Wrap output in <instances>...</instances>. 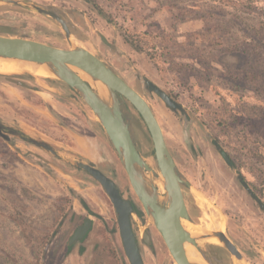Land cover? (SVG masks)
I'll return each mask as SVG.
<instances>
[{"label":"rangeland","instance_id":"1","mask_svg":"<svg viewBox=\"0 0 264 264\" xmlns=\"http://www.w3.org/2000/svg\"><path fill=\"white\" fill-rule=\"evenodd\" d=\"M24 1L61 17L79 46L99 57L146 100L179 177L189 185H183L182 192L187 209L194 211L190 223L199 234L215 228L224 231L246 264H264V212L238 182L243 179L264 204V183L250 161L251 140L243 131L244 125L254 126L255 131L259 123L264 77L245 83L248 89L244 90L221 73L206 71V66L222 70L207 56L227 70L243 67L249 58L253 70L264 75V2L252 11H236L224 0ZM204 12L218 14L207 22L210 30L205 38L194 35L205 29L206 22L200 19L207 16ZM0 25L13 28V37L68 49L60 26L36 11L0 5ZM256 31L258 36L252 38ZM213 33L223 38V47L214 46ZM251 38L261 40L262 51L253 48ZM223 49L245 54L222 55ZM228 75L232 76L231 71ZM26 76L32 79L24 83L25 88L0 80V121L48 141L61 152L55 159L16 138L9 143L0 138V264H129L108 197L93 178L75 168L76 162H84L101 171L98 149L108 161L101 172L134 204L135 234L140 238L145 231L154 234L150 248L140 240L143 263L175 264L88 106L70 88L67 98L75 102L51 95L56 91L43 80L58 81ZM145 80L185 113L170 110L147 90ZM120 110L137 150L158 173L145 124L128 102ZM89 123L98 124L99 135ZM84 137L89 144L76 145ZM86 219L92 222L89 234L67 251L75 226ZM205 245L211 244L198 242L197 246ZM221 252L223 264H230L228 255Z\"/></svg>","mask_w":264,"mask_h":264},{"label":"water","instance_id":"2","mask_svg":"<svg viewBox=\"0 0 264 264\" xmlns=\"http://www.w3.org/2000/svg\"><path fill=\"white\" fill-rule=\"evenodd\" d=\"M0 5L21 7L36 11L55 21L61 28L68 49L53 47L41 42L13 37L10 27L0 26V59L17 60L50 65L53 76L42 78L58 81L70 88L91 110L95 121L101 126L108 138L116 156L124 169L129 184L139 200L146 216L160 234L169 255L175 264H190L186 257L184 245L193 246L205 264H209L202 257L198 248L199 243H208L220 247L227 255L230 264H246L241 253L226 236L224 231L207 230L199 235H191L183 226L182 221L190 222L183 192L180 185L189 187L175 170L174 161L170 155L162 130L146 100L128 86L123 79L113 72L99 57L84 47L79 46L64 20L50 10L43 9L24 0H0ZM74 68L88 75L95 81H100L108 87L111 103L102 102L90 85L71 70ZM30 75L29 73H24ZM0 76H7L0 74ZM32 76V75H30ZM34 77V76H33ZM147 90L155 94L173 112L185 113V110L165 92L149 81H144ZM120 101L128 102L137 112L149 133L152 141L154 158L159 168V175L152 169L137 150L129 127L122 117ZM0 138L9 143L12 138L33 146L58 159L61 150L38 136L30 137L24 130L10 126L0 121ZM217 148V144H214ZM223 159L229 164V159L223 154ZM75 168L88 173L104 190L109 198L117 218V226L125 256L129 264H144L138 250L136 239L131 226L133 205L123 198L116 184L99 171L92 163L76 162ZM164 184L163 197L168 203L161 204L157 198V188L154 181ZM240 181H242L239 178ZM249 196L264 211L262 202L242 182ZM90 227V221H85L75 233L71 241L82 239ZM203 231V230H202ZM208 237L218 239L214 244L207 241ZM142 240L150 244L147 232L142 234Z\"/></svg>","mask_w":264,"mask_h":264},{"label":"trees","instance_id":"3","mask_svg":"<svg viewBox=\"0 0 264 264\" xmlns=\"http://www.w3.org/2000/svg\"><path fill=\"white\" fill-rule=\"evenodd\" d=\"M224 3H227L228 5H231V7L236 10V11H252L255 9V6L260 3V2H264V0H224ZM225 4V5H227ZM205 15L207 16H201L200 19H202L204 22H206L205 24V29L203 31H201L200 33H196L194 34L196 35H200L201 37H206L210 27H208V23L209 19H211L212 17H216L218 16V14L212 13V12H204ZM263 18H264V14H263ZM213 37V44L214 46L217 44V48L218 47H223L224 42H223V38L219 37L216 33H213L212 35H210ZM258 36V32L256 31L254 35H252V38H256ZM251 38V39H252ZM253 48H258L259 50L262 51V44H261V40L260 39H256L253 40ZM138 46L140 47L141 45H139L141 42H137ZM140 49H142L140 47ZM222 55H228V54H239L241 56L244 57L245 52L244 51H239V50H229V49H223L222 51H219ZM206 59L208 61H210L211 63H213L214 65H218L219 67H222L221 71H219L216 68H213L212 66H206V71L210 70L213 71L217 74L221 73L222 76L224 78H229L232 82H241V86L237 83H235V85H237V87L239 89H248V86L245 85V83H250L253 82L257 79H259L260 77H264V75H262L260 72H255L253 69V66L250 65V60L249 58H247V62L246 64L241 67V68H231L230 70L227 69H223L225 66H223L220 62H217V60L214 57L211 56H207ZM200 64L201 67H204L205 69V64H201V62H198ZM174 67H176L174 65ZM232 73V76H229L228 74ZM251 90V87H250ZM254 94L257 95L258 93V89H254L253 91ZM259 120V123H257V126L255 128V131H253L254 126H251L250 129H248L245 125H244V135L247 138H250L251 140V148H248L247 152H248V156L250 158V161L253 164V168L256 169V172L258 174H260V180L262 183H264V101L260 102V105L258 107V115L257 117ZM258 125H260L258 127ZM246 147V146H245ZM25 264H35V263H29L26 262Z\"/></svg>","mask_w":264,"mask_h":264},{"label":"flooded vegetation","instance_id":"4","mask_svg":"<svg viewBox=\"0 0 264 264\" xmlns=\"http://www.w3.org/2000/svg\"><path fill=\"white\" fill-rule=\"evenodd\" d=\"M54 13V12H53ZM56 14V13H55ZM0 26H5V25H0ZM5 27H9V26H5ZM68 27V26H67ZM10 29H11V31L13 32V28H11L10 27ZM69 29V28H68ZM71 32V31H70ZM106 64V63H105ZM107 65V64H106ZM108 66V65H107ZM109 67V66H108ZM110 68V67H109ZM111 69V68H110ZM114 72V71H113ZM115 73V72H114ZM116 74V73H115ZM7 77H9V78H6V77H2V78H0V80L1 81H5V82H7V83H11V84H14L15 86H17V87H19V88H25L26 87V85H24V83H27V82H29V80H31L32 78L31 77H29V76H26V75H14V76H7ZM13 79V80H11V79ZM121 78V77H120ZM122 79V78H121ZM124 81V80H123ZM43 82L44 83H46L47 84V86H48V88H53V90H55L56 92L55 93H57V94H55V93H51V92H49L51 95H53V96H55L58 100H60V101H64V102H69V101H74V100H72V99H70V98H67L68 96H69V90H68V87L66 86V85H64L63 83H59V82H54V83H52V82H49V81H46V80H43ZM125 82V81H124ZM126 83V82H125ZM127 84V83H126ZM128 85V84H127ZM129 86V85H128ZM75 102V101H74ZM124 102L125 101H120V105H122V104H124ZM75 104V103H74ZM75 105H77V104H75ZM121 113H122V111H121ZM123 117V116H122ZM89 128H91L92 130H94L95 131V133L96 134H100L99 133V127H98V124H96V123H89V125H87ZM130 131V130H129ZM88 139V138H87ZM214 147H215V145H214ZM215 149L217 150V152H219V150H218V147L216 148L215 147ZM98 151H99V157L97 158L98 160L96 161L97 162V164H98V166H99V168L101 169V171H103V170H106L107 169V167H108V161H106V159L103 157V154H102V152H101V150L100 149H98ZM221 155H223L222 153H221ZM226 156V155H225ZM223 157V156H222ZM227 157V156H226ZM228 158V157H227ZM229 159V158H228ZM94 165V164H93ZM174 165H175V163H174ZM175 170H176V167H175ZM84 172V171H83ZM177 172V171H176ZM84 173H86V172H84ZM86 174H88V173H86ZM89 175V174H88ZM90 176V175H89ZM91 177V176H90ZM92 178V177H91ZM242 181H238L239 182V184H240V186H241V188L246 192V190H245V188L242 186V182H245L243 179H241ZM97 182V181H96ZM98 183V182H97ZM99 184V183H98ZM245 184L247 185V187L249 188V186H248V184L245 182ZM117 186V185H116ZM180 187H181V189L183 190V185H180ZM119 189V188H118ZM250 189V188H249ZM104 191V190H103ZM119 191H120V194L123 196V193H122V190L121 189H119ZM250 191L257 197V195L250 189ZM105 193V192H104ZM247 193V192H246ZM183 194V199H184V202H185V205L187 204V201H186V197L184 196V193H182ZM247 195L249 196V194L247 193ZM107 196V195H106ZM250 197V196H249ZM123 198H124V196H123ZM251 198V197H250ZM258 198V197H257ZM109 199V198H108ZM124 199H126V200H129L130 202H131V204L133 205V208H134V204H133V202H132V200L131 199H127V198H124ZM252 199V198H251ZM259 200H260V198H258ZM253 200V199H252ZM110 201V200H109ZM254 201V200H253ZM261 201V200H260ZM255 202V201H254ZM262 202V201H261ZM111 203V202H110ZM256 203V202H255ZM263 204V203H262ZM112 205V204H111ZM256 205L258 206V204L256 203ZM188 206H190L189 204H188ZM263 206H264V204H263ZM112 208H113V206H112ZM258 208L260 209V210H262L259 206H258ZM186 209H187V207H186ZM113 210H114V208H113ZM263 211V210H262ZM115 212V211H114ZM264 212V211H263ZM187 213H188V217H189V219H191V214H193L194 213V211H193V208H189V209H187ZM133 214H137L136 213V211H135V208H134V212H133ZM85 221H90V227H89V229L87 230V232H86V234L84 235V237L82 238V239H78V240H76V241H71L72 240V238L74 237V235H75V233L78 231V229L81 227V226H83L84 225V222ZM91 226H92V222H91V220H89V219H86V220H83L79 225H77V226H75V229H74V231H73V233H72V235L70 236V238H69V240H68V243H67V251L68 250H70L72 247H76L77 245H79V244H81L85 239H86V237H87V235L89 234V231H90V229H91ZM131 226H132V215H131ZM118 227V226H117ZM132 230H133V228H132ZM155 234H156V237L158 238V231L156 230V228H155ZM146 232V231H145ZM118 233H119V230H118ZM133 233H134V236H135V239H136V243H137V246H138V250H139V253H140V255H141V249H140V244H141V242H140V240L143 242V245H145L147 248H150L151 246V243H153L154 242V239L155 238H153V236H154V234L152 233V232H148L147 231V234H148V236H149V241H150V244H146L143 240H142V237L140 238L139 237V235H137V234H135V232H134V230H133ZM152 233V234H151ZM160 236V235H159ZM119 238H120V235H119ZM161 238V237H160ZM162 240V239H161ZM120 242H121V239H120ZM163 242V241H162ZM163 244H164V242H163ZM121 246H122V243H121ZM122 249H123V247H122ZM200 249V252H201V255H202V257L209 263V264H223V262H224V260H223V256H222V252H221V249L220 248H218V247H215V246H211V245H205L203 248L202 247H200L199 248ZM123 252H124V250H123ZM125 254V253H124ZM126 257V256H125ZM142 258V257H141ZM127 259V258H126ZM128 261V260H127ZM129 263V262H128Z\"/></svg>","mask_w":264,"mask_h":264},{"label":"bare ground","instance_id":"5","mask_svg":"<svg viewBox=\"0 0 264 264\" xmlns=\"http://www.w3.org/2000/svg\"><path fill=\"white\" fill-rule=\"evenodd\" d=\"M72 71H74L78 76L87 82L90 87L96 92L98 95L99 99L104 102L105 104L111 103V96H110V91L108 90V87L103 84L100 81H95L91 79L88 75L85 73H82L72 67H70ZM24 73H29L32 76L36 77H41V78H48L53 76V71L50 68V65L44 64V65H37L35 63L31 62H25V61H17V60H4L0 59V74H4L7 76H12V75H22ZM156 162V160H155ZM156 166L158 168L157 162ZM158 175H159V168H158ZM156 188H158L157 193L159 192V195L157 200L161 204H167L168 203V198L163 197L162 194L160 193V189L164 192V184L160 181H154L153 182ZM157 183V184H156ZM162 192V193H163ZM182 224L184 228L191 234V235H199V229L191 225L190 222L187 221H182ZM208 242H213L215 244H218L219 241L218 239L214 237H208L207 238ZM184 250L186 253V257L190 264H205L204 261L201 259L200 255L196 251V249L189 245L185 244L184 245Z\"/></svg>","mask_w":264,"mask_h":264},{"label":"crops","instance_id":"6","mask_svg":"<svg viewBox=\"0 0 264 264\" xmlns=\"http://www.w3.org/2000/svg\"><path fill=\"white\" fill-rule=\"evenodd\" d=\"M75 143H76V145H77V143H80V144H83V145H86V144L88 145L89 144V142L87 141V139L85 137L84 138H78V140H76Z\"/></svg>","mask_w":264,"mask_h":264}]
</instances>
